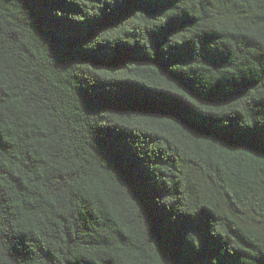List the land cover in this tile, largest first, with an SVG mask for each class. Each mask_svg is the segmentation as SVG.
<instances>
[{
	"label": "trees",
	"instance_id": "1",
	"mask_svg": "<svg viewBox=\"0 0 264 264\" xmlns=\"http://www.w3.org/2000/svg\"><path fill=\"white\" fill-rule=\"evenodd\" d=\"M0 264H264V0H0Z\"/></svg>",
	"mask_w": 264,
	"mask_h": 264
}]
</instances>
